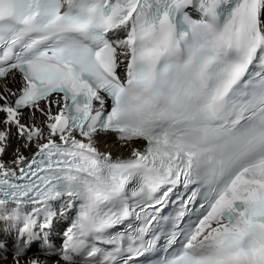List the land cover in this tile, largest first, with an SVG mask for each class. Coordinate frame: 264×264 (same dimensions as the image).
<instances>
[{"label":"snow or ice","instance_id":"1","mask_svg":"<svg viewBox=\"0 0 264 264\" xmlns=\"http://www.w3.org/2000/svg\"><path fill=\"white\" fill-rule=\"evenodd\" d=\"M0 222V264H264V0H0Z\"/></svg>","mask_w":264,"mask_h":264},{"label":"bare ground","instance_id":"2","mask_svg":"<svg viewBox=\"0 0 264 264\" xmlns=\"http://www.w3.org/2000/svg\"><path fill=\"white\" fill-rule=\"evenodd\" d=\"M58 232H53V236L56 238L57 242H59V236H58ZM14 238V234L11 233L8 230V225L0 222V240L5 241L8 244V248H7V252L6 254L9 255V259L11 258V251H12V240Z\"/></svg>","mask_w":264,"mask_h":264}]
</instances>
